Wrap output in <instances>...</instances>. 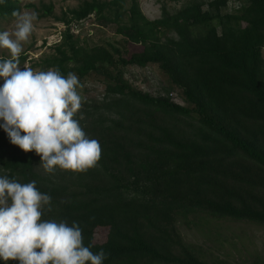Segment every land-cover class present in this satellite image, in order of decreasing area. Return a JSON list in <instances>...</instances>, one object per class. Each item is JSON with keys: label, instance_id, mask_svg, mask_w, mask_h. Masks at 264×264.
Returning a JSON list of instances; mask_svg holds the SVG:
<instances>
[{"label": "trees", "instance_id": "16d2710c", "mask_svg": "<svg viewBox=\"0 0 264 264\" xmlns=\"http://www.w3.org/2000/svg\"><path fill=\"white\" fill-rule=\"evenodd\" d=\"M22 1L3 0L0 17L14 18ZM226 1L193 2L175 13L162 9L152 21L139 0H91L63 13L66 29L42 71L81 79L105 64L156 65L193 107L108 83L103 103L85 105L80 121L101 145L97 168L47 173L34 151L13 145L0 127V176L35 181L52 198V211L46 208L42 219L77 222L84 245L105 252L103 264H212L198 247L195 253L183 245L174 229L177 213L264 226V0H246L244 29L223 19ZM52 8L42 6L46 14ZM90 15L140 51L81 46L70 27ZM214 19L222 23L220 35ZM166 31L176 38L162 40ZM25 59L20 56V64Z\"/></svg>", "mask_w": 264, "mask_h": 264}, {"label": "clouds", "instance_id": "9594fccd", "mask_svg": "<svg viewBox=\"0 0 264 264\" xmlns=\"http://www.w3.org/2000/svg\"><path fill=\"white\" fill-rule=\"evenodd\" d=\"M12 16L13 29L0 31V49L10 54L0 59V127L13 145L25 153L34 151L47 173L97 168L102 148L80 123L85 98L79 77L27 65L21 70L20 55L34 30L35 15L14 10ZM51 199L35 181L22 184L0 176V259L5 264H103L105 252L94 253L84 245L77 222L42 219L46 208L52 211Z\"/></svg>", "mask_w": 264, "mask_h": 264}, {"label": "rangeland", "instance_id": "374dc122", "mask_svg": "<svg viewBox=\"0 0 264 264\" xmlns=\"http://www.w3.org/2000/svg\"><path fill=\"white\" fill-rule=\"evenodd\" d=\"M91 0H23L21 10L35 15L34 30L27 43L23 44L25 61L20 64L21 70L27 65L33 70L42 71V61L54 53L53 46L61 41L60 36L66 26L59 19L63 13L78 8L83 2ZM111 1V0H99ZM213 0H139V8L148 20H156L161 17L162 9L169 13H175L193 2H211ZM52 6L50 14H46L42 6ZM246 0H227L221 7V15L226 18L229 25H238L241 29L249 26L246 19L240 18L247 9ZM207 6H204L206 9ZM85 22L86 31L74 29L73 36L81 46L88 49L102 47L110 52L117 49L121 54L126 52H138L139 46L127 45L125 39L114 33L111 26H99L96 24L93 15ZM14 18L0 17V31H11ZM211 24L216 28L218 34L223 33L222 23L214 19ZM204 33L205 29H199ZM194 34V31H193ZM176 38L172 31H166L162 40ZM6 49H0V59L9 58ZM261 55L264 61V45L261 48ZM119 81L129 87L130 90L148 94L151 97L167 98L175 105L184 108H193L188 104L183 91L171 84L168 76L156 65L146 67L119 66L116 64L102 65L99 69L88 76L81 78L83 85L79 89L80 94L85 98V105L103 103L106 96V85ZM4 79L0 77V86ZM39 167V165H38ZM43 168L42 166H40ZM62 172V170H61ZM175 231L181 236L183 245H191L196 253V248L201 249V258L212 264H254L264 262V226L248 221H231L227 219L210 218L208 215L183 216L176 215ZM101 238L104 232H96ZM97 236V237H98ZM190 247V246H187ZM194 253V255H195ZM0 264L5 262L0 259Z\"/></svg>", "mask_w": 264, "mask_h": 264}, {"label": "built area", "instance_id": "2783aa9c", "mask_svg": "<svg viewBox=\"0 0 264 264\" xmlns=\"http://www.w3.org/2000/svg\"><path fill=\"white\" fill-rule=\"evenodd\" d=\"M91 17H92V16L90 15V16H88L86 19L81 20L79 23L72 24L71 27H70V32H71V33H75V32H74V29L77 30L76 35H79V33H80V31H81L82 29H83L85 32H87V31H86V28L84 27V24H85V22H87L88 19L91 18ZM60 39H61V37H60Z\"/></svg>", "mask_w": 264, "mask_h": 264}]
</instances>
